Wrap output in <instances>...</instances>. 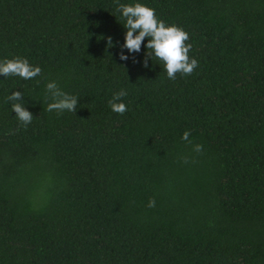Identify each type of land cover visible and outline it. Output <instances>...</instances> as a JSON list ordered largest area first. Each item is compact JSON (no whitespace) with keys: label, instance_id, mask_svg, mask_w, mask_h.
Here are the masks:
<instances>
[{"label":"trees","instance_id":"obj_1","mask_svg":"<svg viewBox=\"0 0 264 264\" xmlns=\"http://www.w3.org/2000/svg\"><path fill=\"white\" fill-rule=\"evenodd\" d=\"M137 2L188 32L191 75L145 67L147 37L121 60L116 0H0V61L42 69L0 75V264H264V0Z\"/></svg>","mask_w":264,"mask_h":264},{"label":"clouds","instance_id":"obj_2","mask_svg":"<svg viewBox=\"0 0 264 264\" xmlns=\"http://www.w3.org/2000/svg\"><path fill=\"white\" fill-rule=\"evenodd\" d=\"M117 2V11L122 13L125 18L124 27L127 29L125 42L121 45V60H128V55L123 49L130 53H139L145 38H148L146 48L147 52L144 58V66H148V60L155 58L163 62L164 70L167 77L175 80L177 74L183 76L191 75L199 66L196 58H190L189 53L192 48L189 40V34L182 27L176 24H167L164 20L157 17L155 9L142 4H120ZM113 41L108 37V46H112ZM42 69L39 66L30 64L27 58L14 57L0 61V75L4 77L19 76L24 80H31L41 75ZM46 94L50 97L51 102L47 105L48 111L63 113L64 111L76 112L79 99L74 95L64 92L56 83L49 81L46 84ZM127 95L124 89L113 94L108 101L111 110L117 114L123 115L127 111V105L122 102V98ZM6 101H11L12 111L22 126L27 127L33 119V114L25 107L23 95L20 91H13L6 97ZM190 132L185 131L182 139L189 141ZM196 152H202L203 146L196 144ZM187 163V158H184ZM155 206V199L149 200L148 207Z\"/></svg>","mask_w":264,"mask_h":264}]
</instances>
